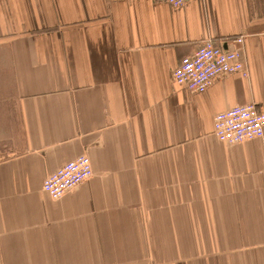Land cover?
Listing matches in <instances>:
<instances>
[{
    "label": "crops",
    "instance_id": "obj_1",
    "mask_svg": "<svg viewBox=\"0 0 264 264\" xmlns=\"http://www.w3.org/2000/svg\"><path fill=\"white\" fill-rule=\"evenodd\" d=\"M243 36L248 76L203 92L173 71ZM264 110V0H0V264H264V137L216 114ZM86 154L58 199L45 177Z\"/></svg>",
    "mask_w": 264,
    "mask_h": 264
},
{
    "label": "built area",
    "instance_id": "obj_2",
    "mask_svg": "<svg viewBox=\"0 0 264 264\" xmlns=\"http://www.w3.org/2000/svg\"><path fill=\"white\" fill-rule=\"evenodd\" d=\"M167 3L174 8L189 0H153ZM235 47L228 49L216 45L211 39L201 42L191 56H184L173 71L174 82L194 92H203L219 76L241 74L248 76L243 49L244 38L234 39ZM213 133L221 141L240 143L244 140L264 137V110L254 103L236 105L216 114ZM92 175L90 159L82 154L48 174L42 190L51 198L58 199L68 190L88 180Z\"/></svg>",
    "mask_w": 264,
    "mask_h": 264
},
{
    "label": "water",
    "instance_id": "obj_3",
    "mask_svg": "<svg viewBox=\"0 0 264 264\" xmlns=\"http://www.w3.org/2000/svg\"><path fill=\"white\" fill-rule=\"evenodd\" d=\"M224 48H226V47H224Z\"/></svg>",
    "mask_w": 264,
    "mask_h": 264
}]
</instances>
